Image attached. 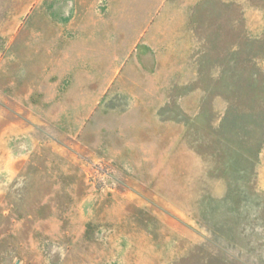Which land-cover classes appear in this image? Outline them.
I'll use <instances>...</instances> for the list:
<instances>
[{
	"label": "rangeland",
	"instance_id": "1",
	"mask_svg": "<svg viewBox=\"0 0 264 264\" xmlns=\"http://www.w3.org/2000/svg\"><path fill=\"white\" fill-rule=\"evenodd\" d=\"M36 2L0 0V264H264V0H78L132 64L60 125Z\"/></svg>",
	"mask_w": 264,
	"mask_h": 264
},
{
	"label": "crops",
	"instance_id": "2",
	"mask_svg": "<svg viewBox=\"0 0 264 264\" xmlns=\"http://www.w3.org/2000/svg\"><path fill=\"white\" fill-rule=\"evenodd\" d=\"M80 5L78 0L62 4L37 0L38 12H43L39 16L43 17L27 18L21 26V31L35 24L42 29L37 31L40 60L36 85L22 89L20 101L22 105L43 107L47 112L67 108L57 120L47 118L58 125L66 120L71 123L76 108L97 106L132 64L131 56L125 61L124 49L116 48L110 55L108 19L103 14L94 15L93 10H81ZM114 39L118 44L119 36ZM96 111L92 118L98 117ZM167 256L172 264V254ZM92 264H108V260Z\"/></svg>",
	"mask_w": 264,
	"mask_h": 264
}]
</instances>
